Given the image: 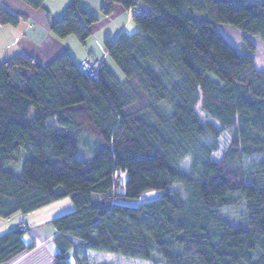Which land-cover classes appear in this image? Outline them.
Returning a JSON list of instances; mask_svg holds the SVG:
<instances>
[{"label":"trees","instance_id":"trees-1","mask_svg":"<svg viewBox=\"0 0 264 264\" xmlns=\"http://www.w3.org/2000/svg\"><path fill=\"white\" fill-rule=\"evenodd\" d=\"M102 1L104 16L116 4L141 9L137 32L103 40L121 77L106 62L90 77L68 53L45 67L25 55L0 61V218L69 197L74 210L50 220L53 264H90L89 250L152 264H264V162L245 169L264 154V67L251 40L239 52L218 28L264 43V1ZM19 17L0 7V25ZM96 20L71 0L49 29L84 45ZM84 138L97 144L88 160L76 156ZM150 190L159 197L127 204ZM23 233L0 236V264L33 247Z\"/></svg>","mask_w":264,"mask_h":264},{"label":"crops","instance_id":"crops-1","mask_svg":"<svg viewBox=\"0 0 264 264\" xmlns=\"http://www.w3.org/2000/svg\"><path fill=\"white\" fill-rule=\"evenodd\" d=\"M70 2L46 0L44 8L33 9L22 0H0V7L20 16L16 26L0 25V61L25 55L40 67H45L62 54L68 53L76 64L92 57L111 67L107 54L102 50L103 40L114 39L121 33L131 35L130 30H136L130 10L116 4L113 5L112 13L104 16L101 14L104 5L102 0H79V6L97 19L91 26V36L81 45L73 36L58 39L49 29L50 23L61 17ZM19 169L20 165L17 164L16 170L12 171L17 173ZM49 205L26 215L0 218V236L27 224L31 234L25 235L22 240L25 244L33 243L30 250L3 264H53V255L57 250L48 244L53 243L52 238L56 232L49 225L50 220L62 213H57L60 206L56 202ZM4 220L7 222H1Z\"/></svg>","mask_w":264,"mask_h":264},{"label":"rangeland","instance_id":"rangeland-1","mask_svg":"<svg viewBox=\"0 0 264 264\" xmlns=\"http://www.w3.org/2000/svg\"><path fill=\"white\" fill-rule=\"evenodd\" d=\"M133 15L134 14L132 13V10H131L130 16L132 17ZM134 26H136L135 23H134ZM218 28H219V31L221 32V34L224 36V38L227 41H229L236 48V50L239 52H241L243 50V47L245 45V40L243 37H245V39L251 40L254 44V47H255V53H254L255 67L258 69H261L264 67V43L259 39L258 36L251 35L245 31L239 30L229 23L218 24ZM135 29L136 30H130L129 33L133 34V33H135V31L137 32L139 30L137 26L135 27ZM85 59H92L93 60L92 57H88ZM111 68L118 77H121L113 65H111ZM196 111H197L198 115L202 119L205 120V116L200 109V105H198L196 107ZM32 115H33V111H31L29 113V117L31 118ZM48 124L53 126L59 132L65 131L64 128L56 125L54 120H49ZM227 141H228L227 136L225 134H223L220 138V148H219L218 152H216V154H214V156H213V158L215 160H218L221 157L222 152L225 150V148L227 146ZM96 148H97V144L95 143V141L93 139H91V138L80 139L78 142V148H77L76 156L80 159L88 160L92 156V153ZM262 162H264V154L254 155V156H251L249 158H245V169L249 170L253 167L254 164H258V163H262ZM188 165H189V158H188V160L186 159L182 162L183 167L186 168ZM8 167L10 169L16 170L17 164L11 163V164H9ZM117 173L120 174L121 182H123L126 178V173L121 172V171H118ZM159 195H160L159 192L154 191V190H150V191L142 193L138 198H135V199L127 202V204L131 205V206H138L142 202L156 199L157 197H159ZM56 203L58 204V206H60L59 209L57 210L58 211L57 213H62L59 216L70 213L74 210L73 203L69 197H65V198L57 201ZM52 204H54V203H52ZM47 206H50V205H47ZM226 214L233 216V215H236V211L227 210ZM15 216H22V214L18 213ZM56 217H58V216H56ZM15 219L16 218H14V220ZM238 219H239V217L236 216V217L230 218L228 220L230 222L235 223L238 221ZM1 222H7V220L1 221ZM49 226H51V225H49ZM29 234H31V232L26 231L22 234V237H24L25 235L28 236ZM48 245H49V247H52L55 249V246L52 242H50ZM87 254L89 257V263L90 264H152L151 262L146 261V260L129 258V257L123 256V255L114 254V253H104V252H100V251L89 250L87 252ZM69 261L71 264H73V259L71 257H69ZM158 264H161V263H158Z\"/></svg>","mask_w":264,"mask_h":264},{"label":"built area","instance_id":"built-area-1","mask_svg":"<svg viewBox=\"0 0 264 264\" xmlns=\"http://www.w3.org/2000/svg\"><path fill=\"white\" fill-rule=\"evenodd\" d=\"M132 13L134 15H139L141 13L140 8L132 9ZM79 68L87 73L90 77H95L98 69V62L92 59H84L79 63ZM18 230L21 232H26L29 230V226L27 224H22L18 227Z\"/></svg>","mask_w":264,"mask_h":264}]
</instances>
